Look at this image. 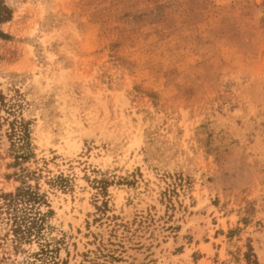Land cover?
<instances>
[{"label": "rangeland", "instance_id": "rangeland-1", "mask_svg": "<svg viewBox=\"0 0 264 264\" xmlns=\"http://www.w3.org/2000/svg\"><path fill=\"white\" fill-rule=\"evenodd\" d=\"M0 2V264H264V0Z\"/></svg>", "mask_w": 264, "mask_h": 264}, {"label": "trees", "instance_id": "trees-1", "mask_svg": "<svg viewBox=\"0 0 264 264\" xmlns=\"http://www.w3.org/2000/svg\"><path fill=\"white\" fill-rule=\"evenodd\" d=\"M11 16V10L7 8L2 2H0V24L7 21ZM0 32V36H2Z\"/></svg>", "mask_w": 264, "mask_h": 264}]
</instances>
